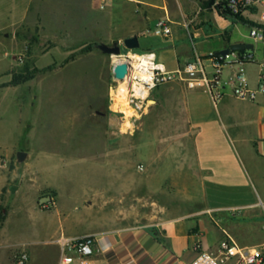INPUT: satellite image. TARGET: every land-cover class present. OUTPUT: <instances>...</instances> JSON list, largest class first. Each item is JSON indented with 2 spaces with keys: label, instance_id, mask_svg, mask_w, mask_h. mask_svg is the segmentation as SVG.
Listing matches in <instances>:
<instances>
[{
  "label": "crops",
  "instance_id": "1",
  "mask_svg": "<svg viewBox=\"0 0 264 264\" xmlns=\"http://www.w3.org/2000/svg\"><path fill=\"white\" fill-rule=\"evenodd\" d=\"M207 1L0 0V16L14 24L41 16L46 27L51 20H72L80 37L102 32L107 45L136 36L140 54L154 53L168 71H175L196 56L204 58L230 44L249 43L250 36L239 24L255 26L264 11L259 5L236 20L206 6ZM97 16H105L100 31ZM161 19L169 20L171 33L167 37L151 33ZM154 37L159 39L154 41ZM255 48L256 60L263 61L264 50L261 56ZM231 59L228 56L226 61ZM238 68L224 67L222 82ZM244 68L254 87L258 67L247 64ZM222 91L225 95L217 107L201 86L188 88L184 82L161 85L153 93L151 110H158V117H168L159 132L169 133L167 146L162 148L165 142H160L154 148L167 149L158 152L160 164L168 165L167 179L176 191L182 188L177 193L184 197V204L169 206L168 212L176 215L149 225L111 227L96 221L86 224L84 215H72L61 220L59 235L41 238L44 228L40 226L31 228L28 241L13 243L8 240V205L0 225V264H16L12 258L16 251L28 254L26 264L50 260L59 264L56 241L62 235L95 238L90 264H191L198 251H216L223 240H232L242 248H264V96L250 102L233 97L228 87ZM101 177L95 181L96 197L108 195L112 188V175ZM7 183H0V196ZM12 187L10 184L9 190ZM49 189L55 192L56 201L47 211L57 212L59 193Z\"/></svg>",
  "mask_w": 264,
  "mask_h": 264
},
{
  "label": "rangeland",
  "instance_id": "2",
  "mask_svg": "<svg viewBox=\"0 0 264 264\" xmlns=\"http://www.w3.org/2000/svg\"><path fill=\"white\" fill-rule=\"evenodd\" d=\"M4 17L0 16V183H8L0 205L5 210L10 206L8 240L28 241L31 228L40 226L41 238L59 235L61 220L72 215L82 214L86 224L96 221L103 227L149 225L176 215L168 212L169 206L184 204V197L177 193L182 188L172 187L168 165L158 158L169 133L159 132L168 117L151 110L155 90L145 114L129 119L132 114L117 111L128 114L124 106L113 105L122 82L113 78L112 70L120 58L97 49L105 43L102 32L84 38L73 29L72 20H51L46 27L41 16L15 24ZM97 17L100 31L105 16ZM239 26L250 36L248 26ZM249 44L261 55L263 45L251 37ZM140 46H145L143 39ZM160 142H165L162 148L155 149ZM17 153L26 154L24 160L19 161ZM105 174L112 175V188L108 195L96 197L95 181ZM10 184L18 190H9ZM49 188L59 193L57 212L40 206L48 196L54 206L56 194Z\"/></svg>",
  "mask_w": 264,
  "mask_h": 264
},
{
  "label": "built area",
  "instance_id": "3",
  "mask_svg": "<svg viewBox=\"0 0 264 264\" xmlns=\"http://www.w3.org/2000/svg\"><path fill=\"white\" fill-rule=\"evenodd\" d=\"M259 5L264 7V0H214L210 7L213 10L222 8L233 15H242ZM151 33L159 37L169 36V20H158ZM250 37L264 47V11L259 14V22L250 28ZM133 55L141 58L136 65L131 58ZM228 56H232L230 61H226ZM122 59L130 66L127 79L131 83L132 91L127 102L132 115L129 119L141 116L153 91L158 86L171 82H184L188 88L201 86L210 95L214 107H217L224 97L222 90L225 87L230 88L233 97L243 101L253 102L259 96H264V60H256L251 50L230 52L226 57L214 53L204 58L196 56L175 71H168L154 53L140 54L129 51ZM247 64H256L258 67L257 84L254 87L250 86L244 68ZM226 66L239 68L222 82V70ZM120 114L124 116L123 112ZM139 169L142 170V167ZM48 197L46 202L40 204L43 209L53 207V199ZM56 242L60 250L59 264H90L95 246L93 236L69 238L62 235ZM12 258L16 264H26L29 260L24 251L14 252ZM191 264H264V248H242L232 240H223L216 251H198Z\"/></svg>",
  "mask_w": 264,
  "mask_h": 264
},
{
  "label": "water",
  "instance_id": "4",
  "mask_svg": "<svg viewBox=\"0 0 264 264\" xmlns=\"http://www.w3.org/2000/svg\"><path fill=\"white\" fill-rule=\"evenodd\" d=\"M97 49H99L103 54L116 56L120 58L119 62L114 65L112 74L116 81L124 82L128 78V70L130 68L128 62L123 60V55L121 54L122 49L129 51L137 50L139 48L138 38L132 36L124 39L122 42H113L111 45L98 44ZM254 46L249 43H233L230 44L228 48L215 52V55L226 57L230 52L234 51H244L253 50ZM26 154L17 153V158L19 161L24 160ZM11 191H15L16 188H11Z\"/></svg>",
  "mask_w": 264,
  "mask_h": 264
},
{
  "label": "bare ground",
  "instance_id": "5",
  "mask_svg": "<svg viewBox=\"0 0 264 264\" xmlns=\"http://www.w3.org/2000/svg\"><path fill=\"white\" fill-rule=\"evenodd\" d=\"M131 58H133V64H137L139 60H141L140 57L133 55ZM120 59H117L115 61L119 62ZM121 87L119 89V92L116 93V98H114L113 102L117 103L119 106H124V109L131 114V110L128 106L127 98L130 95V92L132 91L131 89V83L129 79H127L125 82H122ZM135 88V87H134ZM127 116V114H124Z\"/></svg>",
  "mask_w": 264,
  "mask_h": 264
},
{
  "label": "trees",
  "instance_id": "6",
  "mask_svg": "<svg viewBox=\"0 0 264 264\" xmlns=\"http://www.w3.org/2000/svg\"><path fill=\"white\" fill-rule=\"evenodd\" d=\"M214 2V0H208L205 5L210 7L212 5V3ZM216 11H218V13L220 15H222L223 17H226V18H232V19H236V20H239L242 18V16L240 15H233L231 14L228 10L226 9H222V8H217ZM133 53H139L138 50H133L132 51ZM238 52H243V51H238ZM29 78H22V79H17V80H14V84H18V83H21L22 81H25V80H28ZM5 216H6V210L0 205V225L1 223L4 221L5 219Z\"/></svg>",
  "mask_w": 264,
  "mask_h": 264
}]
</instances>
